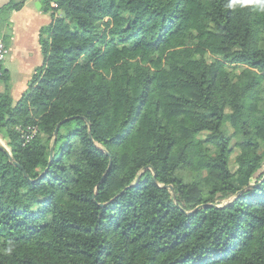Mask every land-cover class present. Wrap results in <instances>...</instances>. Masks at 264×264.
I'll return each instance as SVG.
<instances>
[{
    "label": "trees",
    "instance_id": "trees-1",
    "mask_svg": "<svg viewBox=\"0 0 264 264\" xmlns=\"http://www.w3.org/2000/svg\"><path fill=\"white\" fill-rule=\"evenodd\" d=\"M43 2L0 93V264H264V0Z\"/></svg>",
    "mask_w": 264,
    "mask_h": 264
},
{
    "label": "crops",
    "instance_id": "crops-1",
    "mask_svg": "<svg viewBox=\"0 0 264 264\" xmlns=\"http://www.w3.org/2000/svg\"><path fill=\"white\" fill-rule=\"evenodd\" d=\"M11 2L24 4L12 11L8 20L0 26V35L10 55L2 65L7 82L1 85L0 93L9 91L16 105L28 91L36 70L44 64L40 41L53 24V18L42 5L43 0H0V9ZM46 37L47 34H44L43 38Z\"/></svg>",
    "mask_w": 264,
    "mask_h": 264
},
{
    "label": "built area",
    "instance_id": "built-area-1",
    "mask_svg": "<svg viewBox=\"0 0 264 264\" xmlns=\"http://www.w3.org/2000/svg\"><path fill=\"white\" fill-rule=\"evenodd\" d=\"M52 5L55 6V4H52ZM8 55H9V49L6 46L4 40L0 39V85H2L4 82L2 65L6 61ZM18 130H21V129L19 128ZM27 132L28 133L26 135V141L29 142L35 137L37 133V129L35 127H29L27 129Z\"/></svg>",
    "mask_w": 264,
    "mask_h": 264
},
{
    "label": "rangeland",
    "instance_id": "rangeland-1",
    "mask_svg": "<svg viewBox=\"0 0 264 264\" xmlns=\"http://www.w3.org/2000/svg\"><path fill=\"white\" fill-rule=\"evenodd\" d=\"M42 3V5L43 6H45L46 4L44 3V2H41ZM0 34H1V31H0ZM0 39H2V40H4V38H3V36L2 35H0ZM11 52V51H10ZM11 54V53H10ZM8 56H10V55H8ZM7 56V58H9ZM206 58H207V60H208V62L210 63V64H212V63H214V61H215V58L214 57H212V56H210V55H207L206 56ZM7 60V59H6ZM242 69L243 68H241V67H239V68H234V67H229L228 68V70L229 71H232V72H235V73H237V74H239L241 71H242ZM4 82H7V79L5 78V80H4ZM8 83H9V81H8ZM10 84V83H9ZM0 90H2V86L0 85ZM202 138H205V135H202ZM234 157L232 158V169H235L236 167L234 166L235 164H234Z\"/></svg>",
    "mask_w": 264,
    "mask_h": 264
},
{
    "label": "water",
    "instance_id": "water-1",
    "mask_svg": "<svg viewBox=\"0 0 264 264\" xmlns=\"http://www.w3.org/2000/svg\"><path fill=\"white\" fill-rule=\"evenodd\" d=\"M60 126H61V124H59L57 126L56 131H55V134H54L53 144H52V148H51V156H50L51 161H52V158H53V155H54V149H55L56 140H57V136H58V130H59Z\"/></svg>",
    "mask_w": 264,
    "mask_h": 264
},
{
    "label": "clouds",
    "instance_id": "clouds-1",
    "mask_svg": "<svg viewBox=\"0 0 264 264\" xmlns=\"http://www.w3.org/2000/svg\"><path fill=\"white\" fill-rule=\"evenodd\" d=\"M8 251H11V249H8Z\"/></svg>",
    "mask_w": 264,
    "mask_h": 264
}]
</instances>
